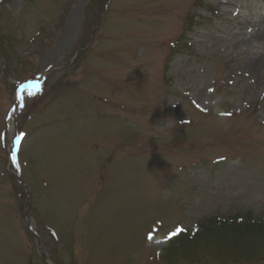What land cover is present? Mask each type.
Returning <instances> with one entry per match:
<instances>
[{
	"label": "rangeland",
	"instance_id": "obj_1",
	"mask_svg": "<svg viewBox=\"0 0 264 264\" xmlns=\"http://www.w3.org/2000/svg\"><path fill=\"white\" fill-rule=\"evenodd\" d=\"M0 46V264H264L159 254L264 216V0H0Z\"/></svg>",
	"mask_w": 264,
	"mask_h": 264
},
{
	"label": "trees",
	"instance_id": "obj_2",
	"mask_svg": "<svg viewBox=\"0 0 264 264\" xmlns=\"http://www.w3.org/2000/svg\"><path fill=\"white\" fill-rule=\"evenodd\" d=\"M100 19L97 18V22ZM241 236L264 239V216L256 217L252 212H240L229 216L209 218L201 222L193 233L183 229L167 245L162 246L159 254L171 256L182 249H189L193 242L197 243L198 241L222 245V243H225L223 241L235 240L241 238ZM242 242L245 247H251L249 246L251 243L246 239H242Z\"/></svg>",
	"mask_w": 264,
	"mask_h": 264
},
{
	"label": "snow or ice",
	"instance_id": "obj_3",
	"mask_svg": "<svg viewBox=\"0 0 264 264\" xmlns=\"http://www.w3.org/2000/svg\"><path fill=\"white\" fill-rule=\"evenodd\" d=\"M183 231V229H177V231L176 232H174L172 235L173 236H176V235H178L180 232H182Z\"/></svg>",
	"mask_w": 264,
	"mask_h": 264
},
{
	"label": "water",
	"instance_id": "obj_4",
	"mask_svg": "<svg viewBox=\"0 0 264 264\" xmlns=\"http://www.w3.org/2000/svg\"><path fill=\"white\" fill-rule=\"evenodd\" d=\"M16 113H18V111H16ZM15 121H16V118L14 119V123H15ZM14 128L16 129V126L14 125ZM16 131V130H15ZM15 134H16V132H15ZM17 135V134H16ZM17 141V137H15L14 138V142H16ZM15 144V143H14ZM19 179V178H18ZM26 188V187H25Z\"/></svg>",
	"mask_w": 264,
	"mask_h": 264
}]
</instances>
